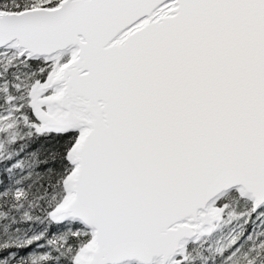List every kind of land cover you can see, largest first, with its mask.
Instances as JSON below:
<instances>
[{
	"label": "snow or ice",
	"instance_id": "obj_1",
	"mask_svg": "<svg viewBox=\"0 0 264 264\" xmlns=\"http://www.w3.org/2000/svg\"><path fill=\"white\" fill-rule=\"evenodd\" d=\"M0 264H264V0H0Z\"/></svg>",
	"mask_w": 264,
	"mask_h": 264
}]
</instances>
